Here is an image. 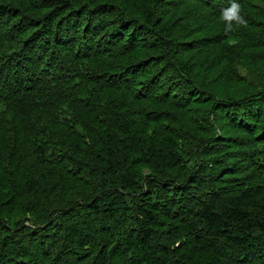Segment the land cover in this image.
Here are the masks:
<instances>
[{
  "label": "trees",
  "instance_id": "1",
  "mask_svg": "<svg viewBox=\"0 0 264 264\" xmlns=\"http://www.w3.org/2000/svg\"><path fill=\"white\" fill-rule=\"evenodd\" d=\"M231 2L0 0V264H264V0Z\"/></svg>",
  "mask_w": 264,
  "mask_h": 264
},
{
  "label": "clouds",
  "instance_id": "2",
  "mask_svg": "<svg viewBox=\"0 0 264 264\" xmlns=\"http://www.w3.org/2000/svg\"><path fill=\"white\" fill-rule=\"evenodd\" d=\"M221 20L226 25V31L231 32L233 30V24L237 26H247L248 21L243 15H241V5L237 0H232L229 7L225 8L221 12Z\"/></svg>",
  "mask_w": 264,
  "mask_h": 264
},
{
  "label": "rangeland",
  "instance_id": "3",
  "mask_svg": "<svg viewBox=\"0 0 264 264\" xmlns=\"http://www.w3.org/2000/svg\"><path fill=\"white\" fill-rule=\"evenodd\" d=\"M240 71L243 72V70H242L241 68H240ZM228 86L233 87V88H235V89H239V87L236 86V85H235V86L227 85L226 87H228Z\"/></svg>",
  "mask_w": 264,
  "mask_h": 264
}]
</instances>
